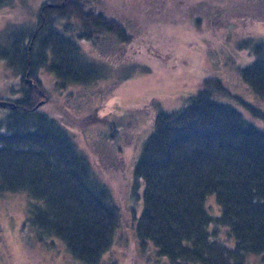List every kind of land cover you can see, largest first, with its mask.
I'll return each mask as SVG.
<instances>
[{
    "label": "trees",
    "instance_id": "16d2710c",
    "mask_svg": "<svg viewBox=\"0 0 264 264\" xmlns=\"http://www.w3.org/2000/svg\"><path fill=\"white\" fill-rule=\"evenodd\" d=\"M9 2L0 0V7ZM97 2L46 1L31 32L14 30L0 42V61L18 72L21 84L18 98L0 95L15 104L0 119V193L24 192L31 199L23 224L28 246L50 248L56 237L80 264H103L119 227L120 207L68 125L58 113L44 110L49 95L39 72L47 68L60 91L103 78L79 41L100 46L109 40L118 47L134 34L119 18L98 10ZM234 6L244 18H264V0H236ZM240 48L253 56L240 68V79L264 98V41L246 40ZM202 84L178 109L154 114L153 129L133 167V178L144 184L134 230L144 252L150 241L168 264H247L264 252V131L243 111L219 101L231 96L219 78L206 77ZM232 97L264 122L262 109ZM84 121L88 127H107V138L116 145L115 121L97 113ZM110 156L104 153L101 159L110 162ZM210 194L220 216L207 209ZM214 205L210 208L216 211Z\"/></svg>",
    "mask_w": 264,
    "mask_h": 264
},
{
    "label": "rangeland",
    "instance_id": "374dc122",
    "mask_svg": "<svg viewBox=\"0 0 264 264\" xmlns=\"http://www.w3.org/2000/svg\"><path fill=\"white\" fill-rule=\"evenodd\" d=\"M46 1L49 0H10L7 6L0 7V42L6 41L14 30L31 32L40 5ZM235 1L98 0V10L119 18L134 34L130 43L118 47L109 40L100 46L79 41L84 56L100 66L103 78L94 84L71 85L60 91L55 76L41 68L39 75L49 95L44 110L58 113L68 125L79 149L89 156L92 170L110 187L113 200L120 207L114 242L101 263L169 262L156 255L157 248L150 241L144 252L134 230L142 213L144 184L133 178V167L153 129L154 114L160 109H178L186 97L203 87L204 78L214 76L231 93L220 96L219 101L243 111L264 131V122L251 117L232 97L239 95L264 111V98L252 93L240 79V68L253 61L250 52L240 47L246 40L264 41V18H244L240 9L236 10ZM20 90L18 72L0 61V95L18 98ZM8 111L0 107V119ZM91 113L115 121L116 145L107 138V127L84 124ZM107 148L109 152H105ZM104 153L112 155L108 157L110 162L101 159ZM30 200L24 192L0 193V264H80L56 237V246L50 248L41 244L32 248L25 243L23 224ZM206 201L212 216H220L215 195H208ZM214 202L216 211L210 208H214ZM247 264H264V252L250 257Z\"/></svg>",
    "mask_w": 264,
    "mask_h": 264
},
{
    "label": "water",
    "instance_id": "95a60500",
    "mask_svg": "<svg viewBox=\"0 0 264 264\" xmlns=\"http://www.w3.org/2000/svg\"><path fill=\"white\" fill-rule=\"evenodd\" d=\"M42 102H39L38 105H40ZM0 107L2 108H7V109H14L15 108V104L12 103V101H6V100H0Z\"/></svg>",
    "mask_w": 264,
    "mask_h": 264
}]
</instances>
